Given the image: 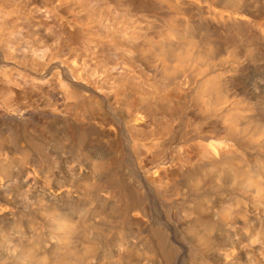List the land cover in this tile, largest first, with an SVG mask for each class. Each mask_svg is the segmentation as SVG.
<instances>
[{"label": "bare ground", "instance_id": "bare-ground-1", "mask_svg": "<svg viewBox=\"0 0 264 264\" xmlns=\"http://www.w3.org/2000/svg\"><path fill=\"white\" fill-rule=\"evenodd\" d=\"M0 0V264H264V0Z\"/></svg>", "mask_w": 264, "mask_h": 264}, {"label": "rangeland", "instance_id": "rangeland-1", "mask_svg": "<svg viewBox=\"0 0 264 264\" xmlns=\"http://www.w3.org/2000/svg\"><path fill=\"white\" fill-rule=\"evenodd\" d=\"M2 1V0H1ZM7 6H12V0H4ZM16 8L22 12L41 11L50 9L49 0H16Z\"/></svg>", "mask_w": 264, "mask_h": 264}]
</instances>
